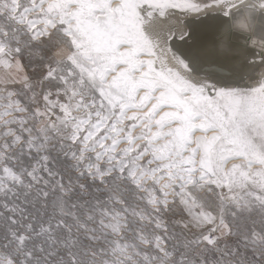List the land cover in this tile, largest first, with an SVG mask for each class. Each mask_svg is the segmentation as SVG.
Segmentation results:
<instances>
[{
  "label": "snow or ice",
  "instance_id": "snow-or-ice-1",
  "mask_svg": "<svg viewBox=\"0 0 264 264\" xmlns=\"http://www.w3.org/2000/svg\"><path fill=\"white\" fill-rule=\"evenodd\" d=\"M0 264H264V0H0Z\"/></svg>",
  "mask_w": 264,
  "mask_h": 264
}]
</instances>
